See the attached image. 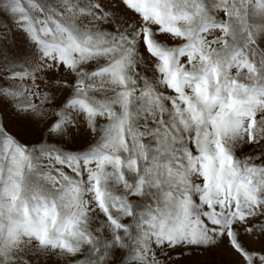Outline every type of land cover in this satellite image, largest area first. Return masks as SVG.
I'll list each match as a JSON object with an SVG mask.
<instances>
[{
  "label": "snow or ice",
  "instance_id": "obj_1",
  "mask_svg": "<svg viewBox=\"0 0 264 264\" xmlns=\"http://www.w3.org/2000/svg\"><path fill=\"white\" fill-rule=\"evenodd\" d=\"M0 264H264V0H0Z\"/></svg>",
  "mask_w": 264,
  "mask_h": 264
}]
</instances>
